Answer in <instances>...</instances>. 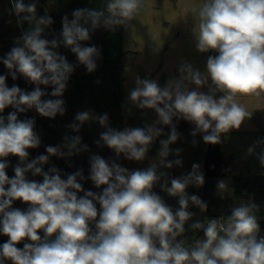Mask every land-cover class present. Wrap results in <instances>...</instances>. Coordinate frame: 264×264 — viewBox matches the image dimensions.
<instances>
[{"label":"clouds","instance_id":"obj_1","mask_svg":"<svg viewBox=\"0 0 264 264\" xmlns=\"http://www.w3.org/2000/svg\"><path fill=\"white\" fill-rule=\"evenodd\" d=\"M144 8V0H107L101 9H75L71 19L62 18L60 35L49 40L44 32L53 19L47 14L38 17L35 2L12 0L10 14L14 12L20 25L28 22L30 28L0 57V63L13 81L19 74L35 87L32 91L16 84L9 87L7 75L0 74V233L8 237L0 245V264H264L257 204L242 203L226 217L192 223L191 229H202L204 238L188 245L178 237L194 216L190 203L201 211L208 206L186 189L202 186L204 174L196 163L190 173L178 178L158 171L183 165L182 150L170 148L181 137L174 120L194 124L191 135L203 133V141L215 145L221 142V134L239 130L252 116L238 97L264 99V0H204L196 11V48L218 55L207 57L206 73L182 64L179 78L169 79L163 87L156 80L136 78L129 100L139 109L154 110L157 119L152 124L119 130L109 125L107 113L86 110L66 126L79 133L86 122L95 121L105 129L95 144L113 150L117 160L123 154L129 161H143L157 138L167 135L159 141V165L130 171L117 160L92 154L87 177L82 169L66 174L55 165L45 171L52 156L68 159L90 151L80 135H65L62 144L46 146L47 154L29 159L28 150L38 148L41 138L35 119H20L19 114L35 109L40 116L55 119L66 113L62 97L76 65L57 49H70L92 73L100 50L81 42L90 40L100 27H127ZM189 83L196 89L190 90ZM41 85L51 86L52 91L42 90ZM204 86L207 92L199 90ZM46 96L52 98L42 99ZM8 107L14 110L5 117L2 113ZM159 125L169 126L170 132L165 134ZM255 149V144L250 146L248 154ZM170 154L177 158L169 160ZM9 156L19 161L12 177L6 171ZM257 159L264 166V151ZM28 173L42 177V182L29 179ZM86 179L102 191L85 190ZM158 183L162 191L178 198L179 208L174 210L153 191ZM217 188L223 193L228 185L220 180ZM14 201L27 204V210L14 208ZM25 239L31 243L18 248Z\"/></svg>","mask_w":264,"mask_h":264},{"label":"trees","instance_id":"obj_2","mask_svg":"<svg viewBox=\"0 0 264 264\" xmlns=\"http://www.w3.org/2000/svg\"><path fill=\"white\" fill-rule=\"evenodd\" d=\"M25 4L35 2L37 4L36 15L44 16L49 15L53 19V24L45 29L44 37L51 40L53 37H58L62 32V18L68 15L71 19V13L78 8H104L107 0H24ZM48 5H52L53 10L47 12L45 8ZM12 0H0V57L5 56L12 47L16 46V41L21 37L24 31L30 28L28 22H23L22 26L18 22V17L14 12H11ZM24 15V14H21ZM83 46H96L100 50V57L97 58V68L94 72L89 73L84 65L79 64L75 54L70 49L61 46L57 51L60 54L67 57L69 63L76 65L74 72L71 74L68 81L67 89L63 95L65 101L66 113L63 116L57 115L55 119H50L40 116L35 109L29 110L27 113L19 114L20 119L34 118L35 130L40 135L41 145L36 149H29V159H33L34 155L46 153V146H56L63 143L65 135H80L82 137V143L87 144L90 151L82 152L79 155H75L68 159H62L55 156L50 157L49 164L44 165L45 171L49 167L55 165L62 173L71 174L77 170L82 169L85 177L89 175V157L92 154H98L105 159L117 160L116 154L113 150L106 146L98 147L95 141L99 139V134L104 131L98 123L95 121L86 122L79 133L71 131L66 126L70 124L75 115L81 111H92L95 115H102L107 113L109 116V125L115 129H124V98H125V66L132 63L134 53L128 52L124 48L123 39V26H117L114 30H108L104 27L96 29L91 33V39L85 42H81ZM10 47V48H8ZM0 74L7 75L8 70L0 63ZM17 80L13 81L10 75H7V85L11 87L13 84L18 85L21 89L26 91H32L35 85L26 81L23 76L19 74ZM42 90L50 93L52 91L51 86H40ZM52 97L46 96L42 99H50ZM11 107L4 110L2 115L5 117L11 111ZM257 111L252 113V116L257 120L260 125V129L257 131H247L249 134H261L264 135V120L256 118ZM135 121H140V118H134ZM195 125L186 121L184 127H177L179 133H181L180 139L174 144L170 145V148L175 150L183 147L189 142L192 137L191 132L194 130ZM165 134L170 132V127L164 129ZM227 134V133H224ZM199 138V146L195 155L193 156V162L200 165V170L205 177V183L196 187L195 185H189L186 192L189 195H196L202 201L207 203V210L201 211L197 206L189 205V211L194 213L191 220L185 224L186 231L184 233L185 241L188 245L195 243L197 239L204 238V232L202 229H191L190 225L194 222H205L209 217L228 216L231 214V209L239 206L242 203L254 202L258 205L256 216L262 231V237H264V175L261 173L247 174H221V173H206L205 172V142L203 141V133L196 135ZM167 135H162L150 147L148 155H154L158 153L160 148L159 141L166 139ZM35 153V154H34ZM8 162L9 168L6 170L9 177L14 176L13 166L19 161L17 157L9 156ZM124 160L123 154L117 160L122 165ZM145 166L141 167V170L145 169ZM160 172H166L169 178H178L187 175L189 170L183 173H176L173 169L159 170ZM29 179H34L31 173H28ZM224 180L228 185V190L223 193L218 191V181ZM36 181L42 182V177L37 176ZM163 181H161L162 183ZM85 190L102 191L95 188L90 180L83 181ZM170 186V182H169ZM153 191L160 195L164 200L165 196H169L166 192L161 190L158 183ZM83 195V193H80ZM176 198V197H174ZM174 200V199H173ZM169 206L174 210L179 208L178 198L176 201H166ZM14 208L21 210H27L28 205L22 201H14ZM99 208V205L97 204ZM94 227V226H93ZM41 237L44 233L41 230L39 232ZM54 237L50 238L53 239ZM8 237L0 233V245L5 243ZM24 243H31V241L25 239L17 245L18 248H23ZM5 264H11V261H5Z\"/></svg>","mask_w":264,"mask_h":264},{"label":"rangeland","instance_id":"obj_3","mask_svg":"<svg viewBox=\"0 0 264 264\" xmlns=\"http://www.w3.org/2000/svg\"><path fill=\"white\" fill-rule=\"evenodd\" d=\"M145 8L139 16L131 21L127 27L123 26L124 48L126 51L134 53L132 63L125 66V98H124V128L144 127L145 124H152L157 115L154 110L139 109L129 100L130 91L136 86L137 77L141 79H152L159 82L163 87L171 78H179V68L184 63H189L195 70L206 73V60L209 55H218L215 51L199 52L196 48V35L194 29L198 31V19L196 11L204 3V0H144ZM45 10L51 12L52 5H48ZM10 48V47H8ZM187 83V82H186ZM209 84L211 80L209 79ZM190 90L196 89L194 84H188ZM207 92L208 87L199 89ZM223 93H217V96ZM247 110L257 111L256 118L264 120V99L256 97H238ZM134 118H140L135 121ZM251 116L246 119L239 130H231L227 134H221V142L218 144H205V172L221 174H247L264 172L257 155L264 151V144H257L264 140V135L249 134L247 131H257L260 125ZM177 127H184L185 120L175 121ZM163 129L169 127L159 125ZM193 139L196 143L193 144ZM197 139V140H196ZM198 143V144H197ZM199 146V138L191 137L181 149L179 158L182 159V167H173L177 172L183 173L192 171L193 154L191 146ZM256 145L255 153L248 154L247 149ZM206 151V150H205ZM37 152V148L35 153ZM174 152V150H173ZM34 153V154H35ZM36 155H34V158ZM177 157L170 154L168 159L174 160ZM152 163L159 165L158 153L148 155L143 161H129L124 158L122 166L131 170L146 168ZM189 166V167H188ZM172 168V169H173ZM220 168V169H219ZM164 169L163 167H159ZM37 176L34 177V180ZM176 201V198L165 196L166 201ZM174 199V200H173ZM164 200V201H165ZM167 203V202H166ZM178 239H184V234Z\"/></svg>","mask_w":264,"mask_h":264},{"label":"crops","instance_id":"obj_4","mask_svg":"<svg viewBox=\"0 0 264 264\" xmlns=\"http://www.w3.org/2000/svg\"><path fill=\"white\" fill-rule=\"evenodd\" d=\"M196 140H197V139H196ZM197 144H198V143H197ZM197 144H196V146H193V147L191 146V148H192V149H191V151H192L191 154H193V156L195 155V153H196V151H197V148H198ZM205 144H206V143H205ZM205 150H206L205 153H207L206 146H205ZM154 155H155V154H154ZM191 161H192V162L189 163V166H190L192 163H194L193 160H191ZM189 166H188V167H189ZM164 169H166V168H164ZM164 169H161V170H164ZM219 169H220V168H219ZM249 172H251V171H249ZM257 173H258V172H257ZM261 174H262V173H261Z\"/></svg>","mask_w":264,"mask_h":264},{"label":"built area","instance_id":"obj_5","mask_svg":"<svg viewBox=\"0 0 264 264\" xmlns=\"http://www.w3.org/2000/svg\"><path fill=\"white\" fill-rule=\"evenodd\" d=\"M262 174L264 175V172H262ZM221 216H218V217H209L208 219H213V218H220ZM207 219V220H208ZM259 236L262 237V231L260 229V232H259Z\"/></svg>","mask_w":264,"mask_h":264}]
</instances>
